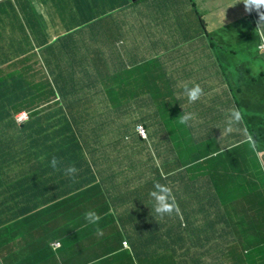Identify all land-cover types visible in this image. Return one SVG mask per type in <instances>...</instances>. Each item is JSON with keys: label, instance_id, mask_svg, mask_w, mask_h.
Returning a JSON list of instances; mask_svg holds the SVG:
<instances>
[{"label": "crops", "instance_id": "0c3cea01", "mask_svg": "<svg viewBox=\"0 0 264 264\" xmlns=\"http://www.w3.org/2000/svg\"><path fill=\"white\" fill-rule=\"evenodd\" d=\"M1 1L3 2H0V16H2L0 17V102L15 97L6 92L13 95L19 94L20 91L28 93V81L24 74L11 77L14 70L27 68V54L13 48L28 46L29 43L33 44V41L40 43L42 47L47 46L49 42L39 40L38 34L41 33L49 38L51 33L49 21L64 37L61 43L53 48L57 62L61 60L60 55L67 52L81 55L88 52L83 49L88 47L89 53H93L92 35L87 26H83L86 16L83 8L79 7V0ZM224 3L225 0L202 1V8L211 24V29L227 23L230 19L228 9L235 5L237 0H229L230 4L227 6ZM132 9L140 13L143 24L147 26L143 36H134V42L142 37L157 36L159 38V42H154L147 57H144H153L154 60L145 64L161 70L158 61L168 63L163 70L177 76L178 83L186 82L185 86L189 87L198 84L204 93L206 91L204 99L199 102L200 105L198 103L190 105L184 96L175 103H169L168 107L163 104L157 111V117L153 120L155 127L150 129L156 139L151 148L157 154L147 156L145 159L143 156L141 160L144 165L141 168L149 174L158 172V163L162 164L167 158L169 169L164 170V174L167 175L175 172L173 169L179 171L177 169L179 164L170 166L175 160L173 152L176 150V144L173 139L178 133H184L176 129L184 126L185 133L189 134V131L196 129L193 134L202 135L205 129L212 127V124L204 121L208 119L204 115L205 105L215 102L214 97L222 96L223 88L220 87L226 82L227 68L225 65L222 67L218 64L216 54L209 48L208 41L202 37L199 23L190 12L186 0H148ZM29 10L32 11V17L28 13ZM241 11L243 13V9ZM123 17L130 22V16L123 15ZM5 36L8 38L5 39ZM108 44H110L109 39L100 48L106 57L111 59L113 50L110 52L103 49L104 46H109ZM159 47L162 52L158 51ZM112 64L114 61L111 62ZM116 65L123 68L121 61H116ZM18 79L21 80V89L17 93L16 89L20 86L18 84L11 86V84ZM158 83L163 87L161 79H156L153 87L158 88L156 85ZM3 84L7 85L4 90L1 89ZM117 89L118 85H110L107 80L105 98L109 99V96L115 95ZM120 96L130 103H149L144 100L130 99L123 93ZM223 97V102H231L230 96L223 93ZM41 100L66 101L65 97L60 95L54 98L42 95ZM175 104L180 110L173 113ZM18 113L19 111H9L7 115L15 117ZM57 113L65 115V111L59 109L54 111L52 116H40L48 120L53 118L59 120ZM183 113H191L194 119H200L199 122L194 123L193 129L188 128V125L176 123L175 119ZM14 122L24 134L34 132L18 139L16 151L19 161L15 168L0 170V264H123L124 258H116L112 261L103 260L99 256L106 252L108 247H113L115 250L121 249L118 232L139 227L134 213L142 206L139 205L136 208L135 202L141 203L140 196L146 200V191L136 181L139 179V172L132 170L131 166L134 165L128 164L129 157L117 162V155L119 151H122L117 139L131 134L132 141L136 136L130 129L122 130L105 124V140H97V128L102 126L101 123L93 132V140L89 137L84 141H69L62 144L57 141L58 148L50 153V156L55 155L62 161L61 172L64 173L63 167L70 164H74L78 169V173L74 179L71 178V182H61L60 171L53 170L49 161L41 160V157L49 156V145L53 142L50 134L56 133L62 136L63 133L59 134V128L50 129L52 131H38L21 127L15 118ZM47 124L43 127L49 126ZM159 135L164 136L161 144L157 143ZM128 145L129 143L124 145L123 150L128 151ZM91 148H93V154L90 151L87 152ZM82 150L87 153L88 158L82 155ZM25 155L30 158L22 163ZM2 166H4L3 163ZM191 182L187 177L186 186L181 188L182 194L192 191ZM123 186L126 187V192L122 191ZM105 194L110 200V205L107 206H103ZM63 204L65 209L58 213L59 217H52L51 213ZM236 206L238 209L234 211V214L242 209L239 203H236ZM104 209L106 211L101 214ZM89 211L99 215L98 224L88 223L85 218L81 222V216ZM143 223L145 230L149 232L156 230L150 228L146 221ZM87 224L90 227L83 228ZM117 225L119 227L115 229ZM89 228L94 231V241L88 240L86 231ZM97 228L102 229L103 235L97 234ZM56 243L60 246H54ZM32 244L33 247H31ZM174 245L171 244V246ZM81 247L87 248L82 255L77 253ZM54 254H65L68 257L60 260L53 257Z\"/></svg>", "mask_w": 264, "mask_h": 264}, {"label": "clouds", "instance_id": "9594fccd", "mask_svg": "<svg viewBox=\"0 0 264 264\" xmlns=\"http://www.w3.org/2000/svg\"><path fill=\"white\" fill-rule=\"evenodd\" d=\"M147 1L148 0H135V1L129 0L127 7L132 9L134 8V5L135 7H138ZM202 1L203 0H186L187 5L190 8V12L195 17L196 21L199 23L200 29H203L202 37L208 41L209 48L212 51H214V53L216 54L218 64H220V66L222 67L223 65H225L227 68L226 82L220 88H223L224 94L230 96L231 102L228 103L223 102L224 97L222 93L221 97L219 96L214 97L215 102L207 103L205 105L204 115L208 119L204 121L212 124V127L209 129H205L202 132L203 133L202 135L201 134L195 135L198 136L197 138L199 140L198 143L201 144L202 142V148L200 145L199 150H205V148H207L209 149L208 152H211L212 146L209 143H203V138L207 134H212V135L220 136V138L217 141H213L214 149L217 147V143H220L222 144V146H224V140L230 138V142L232 144H229L228 142L227 144L228 147L226 148V150H230L232 152L234 151V153H236L239 156L241 161L245 160L246 162H248L252 160L249 159L247 157V154L244 152V150L247 147H252L255 153L264 159V150L262 148L261 143L257 142L256 139H254L248 134L246 127L245 126L243 127V125H241L238 130L234 128L233 124H237L241 122L243 119V115L241 111L236 108L229 109L227 112V122H226L225 111L223 108V105L233 104L232 101L233 96L235 97L237 95L238 97H242V95L246 94L245 90H247V87L245 86L248 84H250L252 87L251 94L259 96L261 98L260 103L261 104L264 103V65H260L256 63L259 57H255L253 62H248L246 60V64L242 65L241 63L243 60H241V58H238V56H236V54H240L244 50L248 48L250 49L254 48L255 46L258 50L264 49V0H237V3L228 9V14L230 15V19H228L227 23L221 24L218 28H214V29H211V24L207 20V15L205 14V11L202 8L203 6ZM204 1L209 2L210 0H204ZM228 1L229 0H225L224 3L225 6L230 4L228 3ZM92 6L93 3L92 5L88 3V7H87L88 11L85 14L86 19L92 15L93 12ZM241 9H243V13ZM28 13L31 16L32 11L29 10ZM250 18H252L254 22L252 27H249L248 25ZM112 19H114L116 22L115 18H111L108 20V23L114 24L115 22L112 23ZM49 23L51 26V33L49 36L50 42L47 46L57 42H61L64 38L57 32V30L54 28V26L50 21ZM83 24L84 27L87 26V28L90 31V34L92 35V40H91V42H93L92 51H95L98 48H100L101 45L107 42L108 39L110 40L112 33L107 34L102 29H98L96 33H93V26L91 25V22L85 21ZM248 32L251 33V38L253 37L255 38L254 41H252L249 38ZM236 35H237V39L235 38ZM88 42H90V40H88ZM33 43H36V41H33ZM111 43L112 41L110 40V44ZM47 46L44 47L41 46L40 48H45ZM83 49L88 52L82 54H85L88 58L93 57V53H89L88 47ZM69 55L71 57H74L77 54L69 53ZM153 60H154L153 57L144 58L142 63H147ZM260 62L264 63V58H262ZM107 68H103L105 71V79L114 77L123 70H125V69L119 70L120 67L112 68V66H109ZM17 81L20 82L21 84L20 79H18ZM99 87H100L99 83L93 81V85L91 84L89 85L90 94L92 92L93 93L98 92L97 89ZM243 87L245 90L243 89ZM183 93L186 99L188 100L189 104L195 105L198 103V101H202L204 99L206 91L204 93L200 85L197 84V85H193L192 87H185L183 89ZM121 94H122V90L117 89L115 91V95L109 96V99H107L105 98L106 95L105 93V95L100 98V101H96L93 96V100H92L93 104L91 101L90 108H93V112H96L94 116H98L97 118L94 119L102 123V126H100L98 129V134L99 133L103 134V135L97 134V140L100 141L105 140V136H106L104 133L105 124H107L112 128H118V129H121L119 128V126H121L122 130H128L131 127L132 120L135 121L140 120L141 117L143 116V113L146 114L151 113L155 115V106L158 107L161 104V103H159L158 105L156 104L154 105L150 103L141 104L144 106H142V108L138 112H136L132 116L130 115L126 116L124 118V122L123 121L121 122L119 113L117 117L115 114H111L116 110V107H114L113 104V99L111 97L120 96ZM184 95L179 93L178 94L173 93L172 97L168 98L166 100V103H162L161 106L165 104V106L168 107L170 106L169 103H175L177 99L184 97ZM47 103H50L57 108L54 111H59V109H62L65 111V115H68L66 113V101L64 102L48 101ZM105 104L109 105L108 109L106 110H105ZM257 105L258 103L256 104L255 107L252 106L250 109L246 107L244 108L251 115H259L263 113V111L262 109L261 111H259V109H257L258 108ZM99 106L104 108V111H98L97 109ZM67 108L70 109V105H68ZM179 110L180 108H178L176 104L173 105V113ZM53 112L45 113L38 106L34 108H29L24 106L22 109L19 110V113L15 115L14 118L19 125H23L29 120L30 113H39V115L52 116ZM104 117L112 120L113 122L107 123ZM192 119H194V117L191 113H183L180 114L175 119V121L180 125H188L190 122H192L191 121ZM142 128L146 130V138L142 137L139 132V129ZM148 130L149 129L144 124L140 123L137 124L135 130L132 131L133 135L136 136L135 139L131 141V136H130L131 134L124 135L120 139L123 140L125 145L129 143L128 147L133 149L138 154V150L142 147L141 140L148 141L150 138ZM185 131L186 129H183L182 132L184 133L182 134H185ZM90 136H91L90 137L91 140H93V133L90 134ZM120 147L122 151H119L117 155V161L122 158L129 157L127 151L123 150L122 146ZM235 150L237 151L235 152ZM89 151L91 152V154H93V148L87 150V152ZM98 152H100V150H98ZM82 153L85 158H88L87 153H85V151L82 150ZM142 157L143 156L138 155V159L140 160V162H142L141 160ZM45 159H47V157H43V156L41 157V160H45ZM204 159L206 160V158ZM216 159L214 158L212 161L214 162V160ZM136 160L137 157H134L133 159L129 157V161L127 162L128 164H131ZM61 164L62 161H60L55 155H53L49 161L50 167L55 171L61 170ZM202 164L204 165L203 161ZM139 168H141V166L136 167V171H138ZM188 169H191L190 170L191 175L189 176V179L196 178L197 182L203 185L208 181L206 175L200 174L202 168L197 169L195 165L191 164L188 165ZM63 172L64 175L74 179L76 174L78 173V169L74 164H70L63 167ZM158 172L161 173L162 175H165L164 172L161 171ZM173 173L175 174L176 172ZM151 176L152 174H150V177ZM181 182L182 180H178V179L175 181H170V180L166 181L168 185L171 184V189L167 184H161L158 181L155 182L153 184L152 189H150L148 193L146 192V200L144 201L148 206L145 205L142 206L141 203L138 204L142 206L140 208L144 207L145 210L147 211L146 213V211L142 209L139 212L140 215H145L144 219L147 222V224L148 222L160 223V226L155 231L149 232L148 230H145L144 229L145 225L142 222V218L134 217L139 222V227L132 229H125L122 231L123 232L122 234L124 236L122 235L119 236L121 249L115 251L113 247H108L106 252L101 254L99 258H102L103 260H112V261H114L116 258H124L125 262H132L134 264H156L158 260H163V259H166V264H195L196 261L194 255L188 254L187 251L188 248H185L182 245V241H180L181 236L183 237V239L186 237L185 230L187 224L186 223L179 224L178 215L177 214L174 215L175 214L174 211L179 210L178 205L175 201V197L177 194L183 196L179 192V189L182 188V185H180L182 184ZM230 185L233 184L232 183L229 184L228 187ZM205 186L214 190V186L210 184ZM137 207L138 206H136V208ZM249 210H253V209L247 207L246 209H241L239 212L242 214V223H241V232L237 235V246H238L237 252L239 257L238 264H248L249 262H252L253 264H264V245L258 236L259 231H264V212L260 211L261 214H258L257 213L258 211L255 210L249 211ZM259 215L262 217L261 224L259 220ZM193 216L195 218L197 217L196 219L199 220L198 223L199 229L206 230L208 235L211 236V228L209 223L204 219H202L201 218L202 216L199 217L196 214L188 217L193 221L192 219ZM84 218L88 223L91 224H98L100 220L99 215L94 211L86 212L84 214ZM214 219L217 220L216 217H214ZM175 224L178 226V231L175 235L169 236L168 230L177 229ZM87 226H89V224L83 226V228ZM96 232L98 235H103V231L100 228H97ZM171 244H175V245L171 246ZM54 246L59 247L60 245L56 243ZM241 247L246 248V250L241 249ZM172 249H178V250L172 251ZM209 250H213V251L219 250V254L221 253V250L220 248H218L216 241L209 243L207 251ZM169 253L170 255H167ZM255 255L257 257L256 259H255ZM212 259L213 258L208 257L205 261L206 262L205 264H211L210 260Z\"/></svg>", "mask_w": 264, "mask_h": 264}, {"label": "trees", "instance_id": "16d2710c", "mask_svg": "<svg viewBox=\"0 0 264 264\" xmlns=\"http://www.w3.org/2000/svg\"><path fill=\"white\" fill-rule=\"evenodd\" d=\"M79 1H80L79 7L83 8V12L85 14L88 11L87 10L88 3H90V5H92L93 3L92 15L87 19H84L83 21L91 22V25L93 26V33H96L98 29H102L107 34L112 33L110 37L112 43L109 44V46L113 48L112 55L116 58V61H121L123 63V68L126 69L130 65H136L139 62L143 61V58L147 57L151 45L154 42H159V38L157 36L142 37L141 39L139 38L137 42H134V36L135 35L137 37H139V35L143 36L145 34L144 29L147 26L143 24V20L138 11H134L133 9L127 7L129 0H79ZM123 15H126V17L130 16V22L124 20ZM111 18L116 19V22L114 24L108 23V20ZM253 24H254L253 19L250 18L248 24L249 27H252ZM200 31L201 33H203V29H200ZM248 35L252 41L255 40L254 37L251 38L250 32H248ZM38 39L42 40L43 42H50L49 38L45 37L41 33L38 34ZM60 43L61 42H57L47 47L52 46L51 48H54ZM35 44L41 47L40 43L36 42ZM249 49L250 48L244 50L240 54H236V56H238V58H241V55L249 51ZM158 51L162 52V49L159 47ZM60 58L61 60L57 62V67L60 73L58 79L60 81H63L64 86L69 85L68 90L73 98L79 99V100H74L73 98L69 99L70 110L84 109L86 112L83 115L78 114L77 117H70L69 115H62L57 113L59 114L60 117L59 120L57 118L48 120L46 117L40 116L39 113H30L29 120L23 125H21V127L23 126L25 128L29 127L32 129H36L38 131L40 130L52 131L50 129L59 128V134L63 133L62 136L57 135L56 133L50 134V137L52 138L53 142H51V144L49 145V156L47 158V161H50L51 159L50 153H53L54 150L58 148V143L62 144V143H67L69 141L87 140L89 137H91L90 134L94 132L96 127L101 125V122H98L95 127H93V124L92 125L85 124L92 122L94 118L98 117L93 115V108H90L91 100L89 98L90 95L89 85L82 84L78 86L72 84L71 79L74 77L69 78L67 77V74L68 75L72 74L70 71H75L83 74V72L91 69H93V72H96V70L103 69L102 65L99 67L97 66L98 64H102V62H104L105 65L104 68H107L109 66H112V68L119 67L116 65V61H114V64L112 65L109 64L108 58L106 57L105 53L101 50V48H98L97 50L93 51L92 58H88L85 54L75 55L74 57H71L69 55V52L60 55ZM92 62H93V67L90 65ZM158 64L161 68L160 71L162 72V75L166 78H169L171 83V87L168 90V92L164 95V100L163 102H161V104L166 103V100L168 98H171L173 93L174 94L180 93L184 95L183 89L185 87H189V86H185L186 82L178 83L177 76L170 75L169 72L163 70L165 67H167L168 63H161V61H158ZM241 64L245 65L246 60H243ZM123 68L120 67L119 70ZM180 78L182 77L180 76ZM82 79L84 78L80 76V80ZM14 84H18L20 86V88L16 89V92L18 93L19 90L21 89V84L20 82L16 81V82H12L11 86ZM5 85L6 84H3V86L1 87L2 90L5 89ZM156 85L158 88L162 87V84L160 83ZM245 87H247V90H245L244 87L243 89L245 90L246 94L242 95V97H238L237 95L235 97L233 96L232 105H223L225 111V120L227 122V112L229 109L236 108L240 110L243 115V119L241 122H239V127L245 123L248 134L254 139H256L257 142H260L264 150V103L263 104L260 103L261 98L259 96L251 94L252 87L250 84L246 85ZM80 88H82L86 92L85 95H80V91H79ZM6 93L8 95L15 97H12L11 100L0 102V170L1 169L10 170L15 168L16 164L19 161V155L17 154L16 151L18 147V139H20L21 137L29 136L34 132L33 131L24 134V132L21 129L17 128L18 125L14 122V117L7 115L9 111H19L24 107L23 100L28 95L27 91L26 92L20 91V93L17 95H13L9 92ZM111 98L113 99L114 107H116L115 112L111 114H115L117 117L119 113L121 122L122 121L124 122V118L126 116L134 115L142 108V106H144L139 104L138 102H134L132 104L127 103L122 96H115ZM83 101H86V103H84ZM199 102L200 101H198V105H200ZM257 103H258L257 109H259V111H261L262 109L263 113L259 115H251L249 114V112L245 113L246 110L244 107L250 109L252 106L255 107ZM161 104L158 107L155 106V115L151 113L150 114L143 113V116L141 117L140 120L131 121V127H130L131 131H134L136 125L141 123L144 124L149 129L148 131L150 136L148 141L141 140L142 147L138 150V154L133 149L128 147V151H127L128 156L131 159L137 157V160L132 162L135 164L132 163L129 164V165H134L131 166L132 170L134 171H136V167L143 166L142 165L143 163L140 162V160L138 159V155L144 156L147 153V151L150 149L151 145L155 144L156 142V139L154 138V135L151 134L150 129L152 130L155 127V122L153 120L156 119L157 111L161 107ZM196 113H198V111H196ZM104 119L107 123L113 122L112 120L106 117H104ZM194 120L198 122L200 121V119L198 118H195ZM151 121H153V123L150 125ZM46 124L49 126L43 127ZM188 126L190 129H193L194 121L190 122ZM119 128L122 129L121 126H119ZM97 129H99V127ZM189 132H190L189 134L185 133V135H187L191 141L192 140L194 141L192 143L193 147L189 148L191 149L190 151L184 152L183 154H181V152H178L179 165L177 169H179V171L173 169L175 170L176 173L175 174L169 173L167 175H162L157 171L152 172V176L148 180V184L151 189L153 187V184L157 181L160 182L161 184H164L166 181L169 180L171 181V179H176V178L178 180H182L181 182L182 184L180 185L186 186L185 180L187 179V177L191 175L190 174L191 169H188V165L193 164L197 167V169L203 168L202 161H205V159L201 158L200 156L204 153H207L209 149L205 148V150H199V146L201 144L200 143L198 144L199 142V140L197 139L198 136H195L193 134L194 132H196V129ZM98 135H103V134L99 133ZM117 140L119 141L118 145L122 146L123 149L125 143L120 138H118ZM57 141L58 143H56ZM237 150H235V152ZM225 154L229 155L233 153H231V151H227ZM29 158H30L29 156L25 155L22 158V163ZM217 162H218L217 159L214 160L215 164ZM2 163L4 166H2ZM60 177H62L61 182L64 181L71 182V178L65 176L64 173L61 172V170H60ZM190 180L192 181L190 184V188L192 189V191H190L187 194H182L180 188L179 192L183 196H181L180 194H177L176 197L174 196L179 209L178 211H174L175 213L174 215L176 214L178 215L179 224H183V223L187 224L185 230L186 237L184 239L182 236L180 237V241H182V245L185 248H188L187 249L188 254L194 255L196 261L195 264H205L206 263L205 261L208 257L217 258V256L221 254V253L219 254V250L207 251L209 243L214 241H216L218 248H220L223 251V256L229 257L233 252L235 253L238 251L237 235L241 232L242 214L239 213L240 210L234 214V211H237L238 209L236 206L237 203L236 199L234 200V197L232 196H222L219 199L221 192L220 190H217L216 188L212 190L211 188H208L205 185L198 183L196 178L194 179L190 178ZM254 185L258 186V184H255V182ZM229 190H231V187L227 186L224 192ZM261 196L262 194L260 195L258 193L255 199H260ZM262 197L264 198V196ZM140 202L142 206L144 205L148 206L146 205V202L143 200L141 196H140ZM135 204L136 206H139L138 201H136ZM142 209L146 211L144 207L139 208V210H137L134 213L135 218L145 217V215L139 214V212ZM249 211H253V210H249ZM257 213L261 214L260 211H258ZM194 214L198 215L199 217L202 216L201 218L209 223L211 228V236L208 235L206 230L199 229L198 219H196L193 216V218L191 217L193 219L192 221L188 217ZM214 217H216L217 220H215ZM83 221H84V215L81 216V222ZM168 231H169L168 235L173 236L177 233L178 226L177 229H172ZM258 236L264 245V231H259ZM177 250L178 249H172V251H177ZM123 264H134V263L124 261Z\"/></svg>", "mask_w": 264, "mask_h": 264}, {"label": "rangeland", "instance_id": "374dc122", "mask_svg": "<svg viewBox=\"0 0 264 264\" xmlns=\"http://www.w3.org/2000/svg\"><path fill=\"white\" fill-rule=\"evenodd\" d=\"M1 1V0H0ZM93 9V6H92ZM2 17V16H0ZM115 20L112 19V23H114ZM8 37L5 36V39ZM237 39V35L235 36ZM52 47V46H51ZM47 47V48H40L37 44L29 43L27 46H20L13 48L15 50L24 51L27 54V65L25 69L20 68V70H14L11 73V77L17 76V75H25L27 78V88H28V95L24 98L23 103L24 106L29 108H34L38 106L41 110H43L45 113L53 112L55 109H57L55 106H53L50 103H47L45 101H42V95L44 97L50 96V98L57 97L58 95H61L66 98V105H70L69 99L73 98L68 90L69 85H63V81H60L58 78L60 76L58 67H57V60L53 53V48ZM103 49H107L110 52L113 48L109 46H104ZM255 57H259L257 64L264 65L263 62H260L262 58H264V49L258 50L256 46L254 48H251L249 51L245 52L241 56V60H247L248 62H253ZM116 61V58L112 55L111 59L108 58L109 64L111 62ZM93 67V62L90 64ZM103 66L104 68V62L102 64H98L97 66ZM72 74L68 75L67 71V77L71 78L72 84L75 85H93L94 82H98L100 87L97 89L98 92L96 93H89V98L92 101L93 100V94L94 99L96 101H100V98L103 97L106 93V86H107V80H109L110 85H118V89L122 90V93L130 98V99H139L149 102L150 104H159L161 100H163L164 95L168 92V90L171 87L170 80H168L166 77L162 75V72L154 67H149V65H146L145 63H140L136 65H130L128 68L120 72L114 77L106 78L105 79V71L104 69L96 70V72H93V69L83 72V74L70 71ZM80 76H82L84 79L80 80ZM94 77V80H93ZM161 79L163 82L162 88H155L153 87L154 81L156 79ZM1 79H3L1 77ZM5 79V78H4ZM7 86H5V89ZM80 95H85L86 92L80 88ZM74 100H79L75 99ZM86 103V101H83ZM66 106V113L70 117H77L78 114H85L84 109H76V110H70ZM109 105L105 104V110L108 109ZM98 111H104V108L98 107ZM247 113V111H245ZM96 112H93V115H95ZM195 122L194 119L191 120ZM210 121V120H209ZM96 122H99L96 119H93L92 122L85 123L86 125H94ZM243 127L245 126V123L242 124ZM246 127V126H245ZM182 128H185L182 126ZM182 128H177L176 130L182 131ZM234 128L236 130L239 129V123L234 124ZM181 133V132H180ZM178 133L173 141H175L176 144V150L173 152V157L175 160L171 163V167L173 165H178L179 161V155L178 152H181L183 154L184 152L190 151L191 147H193L192 143L193 140H189L188 136L185 134ZM203 138V136H202ZM220 138L219 135H212L207 134L203 138V143H209L212 146L211 152H207L205 154H202L201 158H206L203 165L202 170L200 171V174H204L207 176L208 181L204 185H212L217 190H220V196L219 199L222 196H232L234 197V200L236 199V202L240 204V207L242 209H246L247 207L252 208L255 211H262L264 212V159L260 156H258L252 147H247L244 152L247 154V157L249 159H252L251 161L246 162L245 160L241 161L239 156L232 152L233 154H225L227 151L226 148L228 147L227 144H232L230 142V138H227L224 140V146L222 144L217 143V147L214 149L213 141H217ZM164 139L162 135L158 136L157 143L161 144V140ZM199 144V143H198ZM195 145V144H194ZM224 147V148H223ZM226 147V148H225ZM201 148H202V142H201ZM193 149V148H192ZM195 149V148H194ZM82 153V152H81ZM157 152L150 147V149L147 151V153L144 155V159L147 156H156ZM83 155V154H82ZM188 157V156H187ZM214 158H217L218 162L215 164L212 160ZM167 158L161 163H158L157 167L159 171L164 172V170L168 167L169 162L166 161ZM139 172V179L136 180L140 183L141 187L145 189V191L148 193L150 191V186L148 184V180L150 179V174L146 173L141 168L138 169ZM176 179H171V181H175ZM258 184L257 185H254ZM231 187V190L225 191V188L229 185ZM164 184H167L166 182ZM168 185V184H167ZM171 189V184L168 185ZM122 191L126 192V187H122ZM241 191V192H240ZM258 193L262 196L260 199H255L258 195ZM249 199V200H248ZM253 199V200H251ZM105 204L103 206L110 205V200L107 198L105 194L104 198ZM135 206V205H134ZM65 209L64 204L57 208L55 211L51 213L52 217H59V214L61 211ZM106 209V208H105ZM102 210L101 214H103L106 210ZM197 218V217H196ZM260 224L262 223V217L259 215ZM108 220H106L107 222ZM142 222H145V219L142 218ZM141 224V223H140ZM150 228L157 229L160 226V223H153L148 222ZM90 227V225H89ZM119 226L117 225L115 229H117ZM9 232V231H8ZM88 240L94 241V231L89 228L88 231H86ZM123 232H118V234L124 236L122 234ZM85 239V236L82 235ZM27 246V245H25ZM33 247V244L32 246ZM241 249L246 250V248L241 247ZM87 248L81 247L77 253L78 254H84L86 252ZM221 250V249H220ZM167 255H170L167 254ZM53 257L57 259H65L68 257V255L65 254H54ZM238 252H233L229 257L223 256V251L221 250V254L217 256V258H213L210 260L211 264H238ZM156 264H166V259L158 260ZM248 264H252L249 262Z\"/></svg>", "mask_w": 264, "mask_h": 264}, {"label": "built area", "instance_id": "2783aa9c", "mask_svg": "<svg viewBox=\"0 0 264 264\" xmlns=\"http://www.w3.org/2000/svg\"><path fill=\"white\" fill-rule=\"evenodd\" d=\"M139 132L141 134L142 137L146 138V130L145 129H139Z\"/></svg>", "mask_w": 264, "mask_h": 264}, {"label": "water", "instance_id": "95a60500", "mask_svg": "<svg viewBox=\"0 0 264 264\" xmlns=\"http://www.w3.org/2000/svg\"><path fill=\"white\" fill-rule=\"evenodd\" d=\"M133 1H135V0H133Z\"/></svg>", "mask_w": 264, "mask_h": 264}]
</instances>
